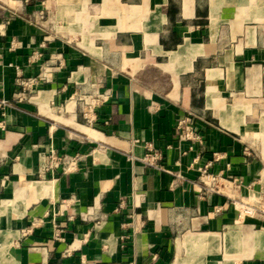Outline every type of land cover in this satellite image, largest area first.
Returning a JSON list of instances; mask_svg holds the SVG:
<instances>
[{
    "label": "crops",
    "instance_id": "obj_1",
    "mask_svg": "<svg viewBox=\"0 0 264 264\" xmlns=\"http://www.w3.org/2000/svg\"><path fill=\"white\" fill-rule=\"evenodd\" d=\"M0 101V264H264V0H0Z\"/></svg>",
    "mask_w": 264,
    "mask_h": 264
},
{
    "label": "built area",
    "instance_id": "obj_2",
    "mask_svg": "<svg viewBox=\"0 0 264 264\" xmlns=\"http://www.w3.org/2000/svg\"><path fill=\"white\" fill-rule=\"evenodd\" d=\"M41 56V52L40 51H36L33 56L31 57L32 60H36L38 57ZM17 70L18 72H20V69L17 67ZM19 83L22 85V86H26V82L22 79H19ZM104 101V97L103 96H92V95H86V96H82L80 98V102L82 103L83 105V116L85 118V120L87 121V123L89 124H94L97 120V114H96V110L97 108L103 103ZM5 104L4 101H0V107ZM1 124V123H0ZM178 134L180 136H183V137H187V138H191L192 136V131L190 129V127L187 126V122L186 120H181L179 122V126H178ZM157 159V155H153V156H150L147 158V160L149 161H152V160H156ZM52 160L54 162H56L57 164L59 165H62V169L64 172H70V171H73V170H76L77 169V165H78V157L75 156L73 159H71L68 163H64L63 160L61 159L60 156H52ZM50 165L49 166H45L43 168V171L41 172L42 174H44L47 169H49ZM202 172V176L204 178H206V180H215L216 177L209 174L207 172V169L204 168L201 170ZM242 211V214L243 215H252L255 213V208H252V207H244L241 209ZM30 230V229H29ZM28 232V230H26V233ZM61 229L60 228H57L56 231H55V235H54V239H61Z\"/></svg>",
    "mask_w": 264,
    "mask_h": 264
}]
</instances>
